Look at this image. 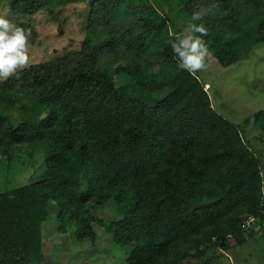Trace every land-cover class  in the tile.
I'll use <instances>...</instances> for the list:
<instances>
[{"label":"trees","instance_id":"16d2710c","mask_svg":"<svg viewBox=\"0 0 264 264\" xmlns=\"http://www.w3.org/2000/svg\"><path fill=\"white\" fill-rule=\"evenodd\" d=\"M83 3L89 34L79 50L0 82V150L28 144L45 167L38 181L0 193V264L42 263L49 204L74 224L76 242L94 243L90 209L113 202L121 219L97 223L114 246L135 245L125 264H181L191 249L203 256L243 245L247 217L264 222V155L247 138L251 124L264 134V111L228 121L211 107L199 75L177 67L168 41L187 34L200 12L209 53L228 68L264 42V0H11L9 7L32 16ZM177 12L186 15L184 30L171 18ZM34 37L32 30L30 43ZM121 73L129 81L117 86Z\"/></svg>","mask_w":264,"mask_h":264},{"label":"rangeland","instance_id":"374dc122","mask_svg":"<svg viewBox=\"0 0 264 264\" xmlns=\"http://www.w3.org/2000/svg\"><path fill=\"white\" fill-rule=\"evenodd\" d=\"M11 0H0V16H5L13 24H29L34 31V41L29 44V65L41 64L61 58L68 52L79 50L88 36L87 4L66 5L52 13L42 9L32 16L12 12ZM173 22L181 29L186 28L183 12L171 15ZM205 84L211 107L235 125L244 122L258 111H264V42L255 45L252 51L236 64L222 68L209 53L206 67L196 72ZM115 83L120 86L129 81L125 74H117ZM1 82V81H0ZM146 97L151 95L146 94ZM263 135V136H262ZM247 138L264 155V134L250 125ZM30 145H15L0 150V193L38 181L44 174L42 154H31ZM264 178V165L261 167ZM52 217L42 224L41 237L44 243L41 264H125L126 256L134 248L116 247L109 234L97 223L121 218L113 213V202L104 207L93 205L90 213L94 218L92 226L97 239L76 242L73 237L74 224L69 218L57 219V208L49 204ZM62 227V230L60 228ZM250 233L254 235L249 236ZM246 242L241 246H231L227 250L210 249L206 255H196L194 249L181 264H264V222L253 232H244ZM27 241V232L22 233ZM230 244H234L230 241ZM202 249V248H201Z\"/></svg>","mask_w":264,"mask_h":264},{"label":"clouds","instance_id":"9594fccd","mask_svg":"<svg viewBox=\"0 0 264 264\" xmlns=\"http://www.w3.org/2000/svg\"><path fill=\"white\" fill-rule=\"evenodd\" d=\"M201 18L202 13L194 12L188 24V33L173 34L174 39L168 41L177 59V67L190 74L204 69L209 55V48L203 39L207 29L202 23H196ZM31 36L30 28L20 27L5 16H0V81L18 77L19 70L28 67Z\"/></svg>","mask_w":264,"mask_h":264},{"label":"built area","instance_id":"2783aa9c","mask_svg":"<svg viewBox=\"0 0 264 264\" xmlns=\"http://www.w3.org/2000/svg\"><path fill=\"white\" fill-rule=\"evenodd\" d=\"M263 200H264V195H263ZM255 223H256V219L252 216H248L244 222L243 230H246L248 232L250 231L251 228L254 230V228L256 227Z\"/></svg>","mask_w":264,"mask_h":264}]
</instances>
